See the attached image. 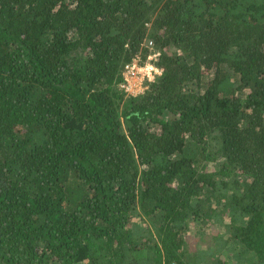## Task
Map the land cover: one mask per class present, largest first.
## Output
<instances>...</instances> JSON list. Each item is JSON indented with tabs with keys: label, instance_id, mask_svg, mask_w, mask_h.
<instances>
[{
	"label": "trees",
	"instance_id": "obj_1",
	"mask_svg": "<svg viewBox=\"0 0 264 264\" xmlns=\"http://www.w3.org/2000/svg\"><path fill=\"white\" fill-rule=\"evenodd\" d=\"M221 188L264 262V0H0V264H196Z\"/></svg>",
	"mask_w": 264,
	"mask_h": 264
},
{
	"label": "rangeland",
	"instance_id": "obj_2",
	"mask_svg": "<svg viewBox=\"0 0 264 264\" xmlns=\"http://www.w3.org/2000/svg\"><path fill=\"white\" fill-rule=\"evenodd\" d=\"M216 162L209 164L208 170L219 172L215 168ZM224 175L218 173V176ZM224 201L215 208L213 219L207 227L201 229V222L187 220L182 225V236L185 240V251L193 258L196 264H264L259 262L254 254H245L244 249L235 240L230 238L234 232L233 226H243L246 217L240 212H231L228 205V197L231 191L221 188ZM226 204V205H225ZM234 217V220H233ZM233 220V221H232ZM132 229L137 237H143L151 232L152 224L137 211L132 218Z\"/></svg>",
	"mask_w": 264,
	"mask_h": 264
},
{
	"label": "built area",
	"instance_id": "obj_3",
	"mask_svg": "<svg viewBox=\"0 0 264 264\" xmlns=\"http://www.w3.org/2000/svg\"><path fill=\"white\" fill-rule=\"evenodd\" d=\"M145 45L151 49L146 63H141V59L137 58L124 69L123 80L119 88L127 96L136 97L144 94L149 84L162 75V70L156 64L160 53L154 50L153 41L148 40Z\"/></svg>",
	"mask_w": 264,
	"mask_h": 264
}]
</instances>
